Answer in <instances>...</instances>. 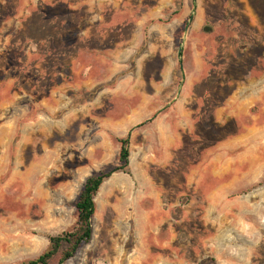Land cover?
Returning a JSON list of instances; mask_svg holds the SVG:
<instances>
[{
  "label": "rangeland",
  "instance_id": "obj_1",
  "mask_svg": "<svg viewBox=\"0 0 264 264\" xmlns=\"http://www.w3.org/2000/svg\"><path fill=\"white\" fill-rule=\"evenodd\" d=\"M127 137L63 264H264V0H0V264L72 230Z\"/></svg>",
  "mask_w": 264,
  "mask_h": 264
},
{
  "label": "trees",
  "instance_id": "obj_2",
  "mask_svg": "<svg viewBox=\"0 0 264 264\" xmlns=\"http://www.w3.org/2000/svg\"><path fill=\"white\" fill-rule=\"evenodd\" d=\"M120 142V166L101 171L86 180L77 202L78 221L76 226L70 231L51 236L50 248L38 258L28 261L27 264H50L51 260L61 251L62 247L66 245V249L62 251L59 261V264H63L74 257L81 246L91 241L93 236L92 218L97 210L96 197L100 188L103 183L117 171H124L130 174V138H122Z\"/></svg>",
  "mask_w": 264,
  "mask_h": 264
}]
</instances>
